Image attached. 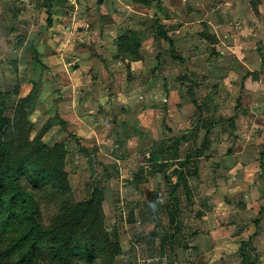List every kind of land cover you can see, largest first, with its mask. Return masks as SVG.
I'll use <instances>...</instances> for the list:
<instances>
[{"label": "rangeland", "instance_id": "374dc122", "mask_svg": "<svg viewBox=\"0 0 264 264\" xmlns=\"http://www.w3.org/2000/svg\"><path fill=\"white\" fill-rule=\"evenodd\" d=\"M38 2L42 11L30 25H21L16 16L10 18V31L0 35L6 38L0 44V114L3 111L5 117L0 136L18 156L32 152L38 141L65 154L67 191L55 190L31 170L20 175V182L34 195L38 220L50 224L68 205L87 199L98 188L103 204L115 195V207L105 208L107 215L103 208L105 229L120 243L118 235L122 244L112 264H169L174 256L158 248L148 253L142 243L135 247L138 225L132 204L139 203L138 211L145 212L141 195L129 185L120 189L109 184L106 178L112 174L106 173L107 163L94 155L138 151L137 165L150 169L152 162L146 155L150 148V153L159 150L165 155L175 148L177 152L180 144L183 154L202 156L199 166L212 173L223 157L240 155L250 166L251 179L256 168L259 195L254 189L251 195L263 198L254 201L251 232L243 243L248 252L245 263L264 264V0ZM159 26L173 46L158 34ZM72 76H88L91 91L97 87L134 90L129 111L121 113L118 125H111L115 139L105 145L106 150L100 149L102 142L84 141L88 134L75 131L79 121L66 117L73 107L68 94ZM89 100L97 108L98 96L91 94ZM135 108L138 117L133 120ZM140 120L159 137H154L157 141L137 133L144 130L137 126ZM161 139L163 143H158ZM122 207L130 212L121 215ZM259 232L257 241L251 238ZM4 264L16 263L5 257ZM83 264L103 262L96 257Z\"/></svg>", "mask_w": 264, "mask_h": 264}, {"label": "crops", "instance_id": "0c3cea01", "mask_svg": "<svg viewBox=\"0 0 264 264\" xmlns=\"http://www.w3.org/2000/svg\"><path fill=\"white\" fill-rule=\"evenodd\" d=\"M39 5L40 2L35 4V0L28 3L26 0H0V35H4V31H10L12 28L10 22L13 21H10V18L15 20L17 16V22L21 25H30L33 17L42 11ZM16 28L20 26L16 25ZM5 40L6 38L0 36V44L2 42L4 44ZM79 65L81 66V63ZM80 79H85L81 86L77 85ZM70 83L68 94L72 95L73 107L71 106L66 117H76V121L79 122L75 131L82 130L91 137L87 135L84 141L102 142L104 145L100 149L106 150L105 145L114 143L115 139V134L110 131L111 125H118L121 122L119 117L121 113L129 111L130 95L134 90L125 88L127 93H124L120 87L108 89L97 87L91 91L87 86L88 76L83 78L72 76ZM91 94L98 96L97 108L90 103ZM109 94L111 96L105 98V95ZM121 94L126 99L121 98ZM77 95H80V98ZM103 97L105 100L102 103ZM57 108L59 111L62 110L61 103ZM136 111V108L132 111L136 114L133 120L138 117ZM137 126L144 129L138 131L139 127L136 128L137 133L141 131L152 143L157 141L154 137L159 138L143 121L140 120ZM165 136L166 134H163L162 137ZM162 139L158 140V143L162 142ZM193 141L195 142V135ZM127 144L126 148H129V143ZM179 148L177 152L175 148L169 154L165 151V155L159 150L150 153L153 147L150 148V151L146 152L147 158L152 162L150 169L148 165L145 168L137 165L138 151L118 155L107 154V157H102L101 154L94 155V158L99 157L107 163L106 168L109 170L106 173L112 174L110 178H106L109 184L119 185L120 189L126 188L124 184L129 185L131 189H135L136 195H141L142 204L144 203L146 207L145 212L138 211L139 203L132 204L134 224L138 225L135 232V247L138 248L142 243L143 249L148 253L155 252L158 248L165 255L174 256L169 264H246L244 253L248 252L247 245L243 243L251 232L249 221L255 210L254 201L263 200L254 199L251 195L253 189L259 193V179L257 180V174H254L256 168L251 179L249 164L244 163L238 157L240 155H237L232 158L223 157L221 166L212 173L207 167L199 166L203 163L198 160L202 156L192 152L183 154ZM228 159L230 160L227 162ZM96 164L103 169L102 164L99 162ZM178 169L183 173L181 176L177 174ZM146 188L151 192L145 194L143 189ZM114 197L115 195L111 201L106 198V204L102 203L106 215L105 208L115 207ZM122 211L121 215L130 212L126 207L125 209L122 207ZM161 214H167V217L161 218ZM253 219L255 220V217ZM261 236L259 232L251 238L257 241ZM116 237L121 243L120 237L118 235ZM152 240L154 241L151 242ZM181 253L185 256L180 258Z\"/></svg>", "mask_w": 264, "mask_h": 264}, {"label": "trees", "instance_id": "16d2710c", "mask_svg": "<svg viewBox=\"0 0 264 264\" xmlns=\"http://www.w3.org/2000/svg\"><path fill=\"white\" fill-rule=\"evenodd\" d=\"M157 30L173 46L162 26ZM2 112L0 122L4 123ZM64 159L63 150L42 141L29 154L15 155L0 136V264L5 257L16 264H46L43 258L56 264H83L96 257L103 264H112L120 253L119 241L104 227L103 194L98 188L87 199L68 205L50 224L38 220L36 200L20 182V175L31 170L55 190L67 191L70 185ZM177 174L183 173L178 169Z\"/></svg>", "mask_w": 264, "mask_h": 264}, {"label": "water", "instance_id": "95a60500", "mask_svg": "<svg viewBox=\"0 0 264 264\" xmlns=\"http://www.w3.org/2000/svg\"><path fill=\"white\" fill-rule=\"evenodd\" d=\"M102 0H98V2H101Z\"/></svg>", "mask_w": 264, "mask_h": 264}]
</instances>
